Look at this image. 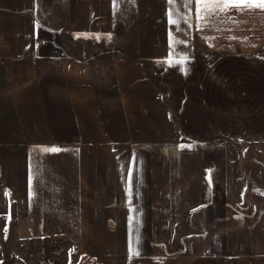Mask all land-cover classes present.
I'll use <instances>...</instances> for the list:
<instances>
[{
  "label": "crops",
  "instance_id": "1",
  "mask_svg": "<svg viewBox=\"0 0 264 264\" xmlns=\"http://www.w3.org/2000/svg\"><path fill=\"white\" fill-rule=\"evenodd\" d=\"M197 23L194 0H0V215L19 236L99 264H264V11ZM183 136L201 144L172 151L169 191L159 159Z\"/></svg>",
  "mask_w": 264,
  "mask_h": 264
},
{
  "label": "rangeland",
  "instance_id": "2",
  "mask_svg": "<svg viewBox=\"0 0 264 264\" xmlns=\"http://www.w3.org/2000/svg\"><path fill=\"white\" fill-rule=\"evenodd\" d=\"M68 36V35H67ZM91 38L86 34H70L68 37H63V47L67 45V50L72 51V53L81 56V54L87 53L94 54L95 50L90 42ZM99 51L104 53H112L111 48L106 45H100ZM95 53H98L97 51ZM154 72H156V77L159 81L164 77L167 81H173V70L174 67L168 66L167 69L161 70L157 69V66L153 67ZM157 71L159 74L157 75ZM179 75H183L187 86L181 89H186L187 93L182 96H186L187 100L184 101L182 105L189 104L188 98V77L190 76V69L188 66H181L178 69ZM193 114L195 122L198 125H193V130L200 132L202 136L208 134L209 129L205 124L202 113L198 104L197 94H193ZM201 144V141L190 142L185 139V136L181 138V141L175 143L174 147L165 150L166 157L164 159H159V166L166 167V177H167V190L171 191V166H172V151L175 150L177 146H193ZM234 189L237 190L239 187H244L245 183L243 180L239 179L234 181ZM234 196V195H233ZM171 218V217H169ZM172 219V218H171ZM6 229V231H5ZM170 243L172 245L173 238H170ZM0 264H99L91 256L80 251L77 246L61 237H48L41 239H31L21 237L16 232V218L14 217L13 211L11 210L6 215H0Z\"/></svg>",
  "mask_w": 264,
  "mask_h": 264
},
{
  "label": "snow or ice",
  "instance_id": "3",
  "mask_svg": "<svg viewBox=\"0 0 264 264\" xmlns=\"http://www.w3.org/2000/svg\"><path fill=\"white\" fill-rule=\"evenodd\" d=\"M171 3L172 0H169ZM114 5L117 0H113ZM196 19L198 21L197 27H201L202 24H207L209 21L216 17H219L222 13L227 12L230 9H236L240 12H253L255 10L264 11V0H194ZM193 0H185V6H187L191 12ZM172 14H170L171 16ZM170 23L176 24V20L170 18ZM186 23L189 21L186 20ZM190 147V146H189ZM47 151H59V149H47ZM6 231V229H5ZM130 259L138 255L131 246H129Z\"/></svg>",
  "mask_w": 264,
  "mask_h": 264
}]
</instances>
